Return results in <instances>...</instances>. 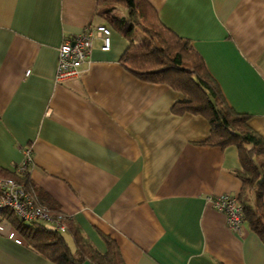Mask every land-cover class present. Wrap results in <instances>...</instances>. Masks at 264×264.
Returning <instances> with one entry per match:
<instances>
[{"label": "crops", "instance_id": "0c3cea01", "mask_svg": "<svg viewBox=\"0 0 264 264\" xmlns=\"http://www.w3.org/2000/svg\"><path fill=\"white\" fill-rule=\"evenodd\" d=\"M149 1L264 141V0ZM98 23L96 0H0V166L17 173L31 145L21 175L35 201L99 251L112 238L124 264H264L258 233L233 231L208 200L239 201L237 148L205 143L204 116L171 110L182 92L124 67L123 34L111 27L108 50L94 39L80 73L54 79L62 40ZM0 264L57 263L0 232Z\"/></svg>", "mask_w": 264, "mask_h": 264}, {"label": "trees", "instance_id": "16d2710c", "mask_svg": "<svg viewBox=\"0 0 264 264\" xmlns=\"http://www.w3.org/2000/svg\"><path fill=\"white\" fill-rule=\"evenodd\" d=\"M118 7L123 9L122 15L115 13ZM96 15L127 38L128 45L121 55L124 67L143 80L164 82L182 92L183 96L173 103L171 110L176 114L189 112L204 116L210 126L205 143L237 148L240 169L236 174L242 182L239 201L243 221L264 241V141L248 125V114L236 111L227 103L190 39L163 23L149 0H96ZM137 32L142 34L141 38L136 39ZM0 177L25 181V176L1 166ZM0 214L27 247L57 264H84L86 260L91 264H124L116 242L103 233L106 250L102 252L79 226L65 219L66 232L73 242L71 247L65 232L42 221L23 220L10 208L1 209Z\"/></svg>", "mask_w": 264, "mask_h": 264}, {"label": "built area", "instance_id": "2783aa9c", "mask_svg": "<svg viewBox=\"0 0 264 264\" xmlns=\"http://www.w3.org/2000/svg\"><path fill=\"white\" fill-rule=\"evenodd\" d=\"M111 33L112 30L109 25L98 23L89 24L81 32L65 37L58 47L54 79L62 81L79 74L81 65L89 60L94 39L99 38L101 40L100 48L108 50L111 45ZM29 72L30 69H27L26 74ZM31 161V145H28L23 148V159L15 164V171L24 174ZM208 200L216 209L225 213L227 223L233 231H241L243 207L236 195L222 193L217 196H210ZM3 208H10L14 214L23 220H39L62 232L66 230L64 220L68 218V215L63 212H52L47 206L36 202L24 183L12 177H0V210ZM0 232L6 233L16 242L23 241L9 221L1 214Z\"/></svg>", "mask_w": 264, "mask_h": 264}, {"label": "rangeland", "instance_id": "374dc122", "mask_svg": "<svg viewBox=\"0 0 264 264\" xmlns=\"http://www.w3.org/2000/svg\"><path fill=\"white\" fill-rule=\"evenodd\" d=\"M121 11H122V8H120V7L115 9V13H117V14H120ZM141 36H142V34L137 32L135 37H136V39H138V38H141ZM65 238L67 239V241L70 244H72V240H71V238H70V236L68 234H65Z\"/></svg>", "mask_w": 264, "mask_h": 264}, {"label": "water", "instance_id": "95a60500", "mask_svg": "<svg viewBox=\"0 0 264 264\" xmlns=\"http://www.w3.org/2000/svg\"><path fill=\"white\" fill-rule=\"evenodd\" d=\"M84 264H91V263H90L89 261L86 260V261H84Z\"/></svg>", "mask_w": 264, "mask_h": 264}]
</instances>
